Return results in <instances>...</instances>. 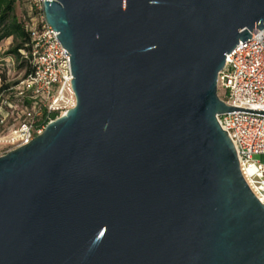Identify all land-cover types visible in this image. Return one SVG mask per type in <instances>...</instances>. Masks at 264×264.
Masks as SVG:
<instances>
[{
	"label": "water",
	"instance_id": "95a60500",
	"mask_svg": "<svg viewBox=\"0 0 264 264\" xmlns=\"http://www.w3.org/2000/svg\"><path fill=\"white\" fill-rule=\"evenodd\" d=\"M74 105L0 155V264H264L217 115L264 0H44ZM66 55L67 53L63 51Z\"/></svg>",
	"mask_w": 264,
	"mask_h": 264
},
{
	"label": "built area",
	"instance_id": "2783aa9c",
	"mask_svg": "<svg viewBox=\"0 0 264 264\" xmlns=\"http://www.w3.org/2000/svg\"><path fill=\"white\" fill-rule=\"evenodd\" d=\"M43 2L26 0L33 71L11 88L15 106L22 107V119L0 135L6 152L27 144L75 103L69 53L45 21ZM217 94L233 108L217 115V121L235 148L244 181L264 205V163L252 159L254 154L264 156V28L251 29L250 38L226 54L217 76ZM26 100L30 107L23 106ZM6 115H0V124Z\"/></svg>",
	"mask_w": 264,
	"mask_h": 264
},
{
	"label": "trees",
	"instance_id": "16d2710c",
	"mask_svg": "<svg viewBox=\"0 0 264 264\" xmlns=\"http://www.w3.org/2000/svg\"><path fill=\"white\" fill-rule=\"evenodd\" d=\"M20 1H25V7L21 13H17V5ZM31 17L28 16L26 0H0V43L7 38H11V42L4 52V55H10L18 63V68L23 70V78L26 79L33 71V65L29 55L30 49V31L29 25ZM2 81V79H0ZM18 82L0 83V97H12L11 88ZM25 106L30 107V101H24ZM45 114V112H43ZM51 117L54 115L51 114ZM1 126V124H0Z\"/></svg>",
	"mask_w": 264,
	"mask_h": 264
},
{
	"label": "rangeland",
	"instance_id": "374dc122",
	"mask_svg": "<svg viewBox=\"0 0 264 264\" xmlns=\"http://www.w3.org/2000/svg\"><path fill=\"white\" fill-rule=\"evenodd\" d=\"M25 7V1H20L17 5V13L18 15L21 13L22 8ZM3 41L0 43V83H13V82H20L23 78V70L18 68V63L15 62L14 58L10 55H4V52L8 48L3 49ZM16 83V84H18ZM8 103H5L4 101ZM16 99L11 97L7 98L6 96L0 97V115H6L4 117L3 123L0 126V135H3L8 132V130L17 125V123L22 119V107L15 106ZM10 104V106H9ZM25 103H23L24 106ZM27 105V104H25ZM24 109V108H23ZM7 147L1 145L0 143V155L6 153ZM253 161L255 162H263L264 163V156L260 154H254L252 156Z\"/></svg>",
	"mask_w": 264,
	"mask_h": 264
},
{
	"label": "crops",
	"instance_id": "0c3cea01",
	"mask_svg": "<svg viewBox=\"0 0 264 264\" xmlns=\"http://www.w3.org/2000/svg\"><path fill=\"white\" fill-rule=\"evenodd\" d=\"M11 38H7L6 40H3V49H6V47L10 44Z\"/></svg>",
	"mask_w": 264,
	"mask_h": 264
}]
</instances>
